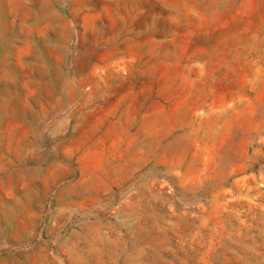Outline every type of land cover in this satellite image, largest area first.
<instances>
[{"label":"rangeland","instance_id":"1","mask_svg":"<svg viewBox=\"0 0 264 264\" xmlns=\"http://www.w3.org/2000/svg\"><path fill=\"white\" fill-rule=\"evenodd\" d=\"M0 264H264V0H0Z\"/></svg>","mask_w":264,"mask_h":264}]
</instances>
